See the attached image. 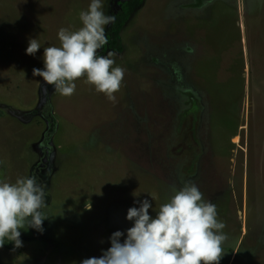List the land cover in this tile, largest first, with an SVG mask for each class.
I'll use <instances>...</instances> for the list:
<instances>
[{
    "label": "rangeland",
    "instance_id": "374dc122",
    "mask_svg": "<svg viewBox=\"0 0 264 264\" xmlns=\"http://www.w3.org/2000/svg\"><path fill=\"white\" fill-rule=\"evenodd\" d=\"M118 1L102 0L104 13ZM90 2L0 0V179L50 165L43 232L20 229L23 246L5 240L16 251L0 262L100 257L114 232L126 239L130 207L147 199L155 218L192 181L226 225L219 264H264V0H143L112 52L126 69L116 102L78 79L70 97L47 85L41 106L32 70Z\"/></svg>",
    "mask_w": 264,
    "mask_h": 264
},
{
    "label": "clouds",
    "instance_id": "9594fccd",
    "mask_svg": "<svg viewBox=\"0 0 264 264\" xmlns=\"http://www.w3.org/2000/svg\"><path fill=\"white\" fill-rule=\"evenodd\" d=\"M102 8V0H91L88 9L79 13L82 27H61L59 46L44 47L43 70L33 68V76L42 77L65 97L74 95L76 80L84 79L115 103L126 69L113 66L115 53L99 54L108 43L105 26L116 19ZM40 48L37 39H30L26 54L34 56ZM46 187L35 175L17 177L14 182L0 179V248L5 240L15 248L22 247L20 229L43 232V221L49 215L44 211L48 206ZM171 192L167 201L155 208V218L149 215L152 204L147 199L140 201L138 208L130 207L126 218L134 224L127 229L123 243L120 238L124 233L116 231L110 237L111 247L80 264H219L227 236L216 205L206 200L192 181L173 186Z\"/></svg>",
    "mask_w": 264,
    "mask_h": 264
},
{
    "label": "trees",
    "instance_id": "16d2710c",
    "mask_svg": "<svg viewBox=\"0 0 264 264\" xmlns=\"http://www.w3.org/2000/svg\"><path fill=\"white\" fill-rule=\"evenodd\" d=\"M143 0H119L117 2V6H112L110 10V15H115V23L107 25L106 28V35L108 38V43L103 46L102 49L99 50V54L103 55L107 51L121 53L123 50L122 45V37H121V30L127 20L129 19L130 15L134 12V10L140 6ZM46 117L49 118L50 126H52L53 119L51 120V115L46 113ZM50 135L48 132L47 136ZM48 138V137H47ZM50 151H44L47 155ZM49 156V155H48ZM40 163V162H39Z\"/></svg>",
    "mask_w": 264,
    "mask_h": 264
},
{
    "label": "flooded vegetation",
    "instance_id": "af4514ba",
    "mask_svg": "<svg viewBox=\"0 0 264 264\" xmlns=\"http://www.w3.org/2000/svg\"><path fill=\"white\" fill-rule=\"evenodd\" d=\"M49 136L46 135L45 139L48 140ZM50 165L49 163L40 161V163H38L37 165L34 166V170H33V175L37 176L43 183H45V180L48 179V176L50 174ZM47 181V180H46ZM16 250L9 244H4V246L2 248H0V257L2 255V252H11L14 253ZM1 260V259H0ZM3 261V260H1ZM29 263L28 264H38L35 262V258L34 257H30V259H28ZM0 264H2L0 262ZM4 264H11V263H4ZM26 264V263H25Z\"/></svg>",
    "mask_w": 264,
    "mask_h": 264
},
{
    "label": "water",
    "instance_id": "95a60500",
    "mask_svg": "<svg viewBox=\"0 0 264 264\" xmlns=\"http://www.w3.org/2000/svg\"><path fill=\"white\" fill-rule=\"evenodd\" d=\"M47 93H48V88L47 84L44 82L43 85L41 86V106L47 105ZM45 107V106H44ZM48 107L45 108L47 110ZM52 120V118H51Z\"/></svg>",
    "mask_w": 264,
    "mask_h": 264
}]
</instances>
